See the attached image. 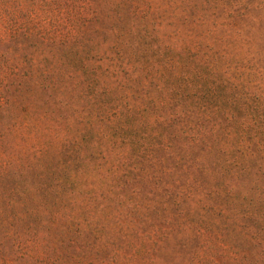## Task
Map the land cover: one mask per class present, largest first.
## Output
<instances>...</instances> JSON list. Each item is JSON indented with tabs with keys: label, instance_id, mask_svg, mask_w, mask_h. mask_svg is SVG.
Masks as SVG:
<instances>
[{
	"label": "rangeland",
	"instance_id": "rangeland-1",
	"mask_svg": "<svg viewBox=\"0 0 264 264\" xmlns=\"http://www.w3.org/2000/svg\"><path fill=\"white\" fill-rule=\"evenodd\" d=\"M40 1L0 3L33 9ZM82 2L92 21L83 35L96 42L114 13L106 1ZM140 8L141 27L129 28L122 57L104 47L85 58L111 72L130 116L125 128L146 145L135 149L133 134L105 121L87 134L83 125L100 115L90 113V88L57 114L35 92L19 101L12 114L27 110L28 122L1 148L29 162L35 179L41 173L54 212L40 240L30 228L38 225L19 223L16 257L2 250L0 264H264L255 223L229 212L226 192L217 196L224 186L264 183V0H142ZM197 164L211 177H199Z\"/></svg>",
	"mask_w": 264,
	"mask_h": 264
},
{
	"label": "trees",
	"instance_id": "trees-1",
	"mask_svg": "<svg viewBox=\"0 0 264 264\" xmlns=\"http://www.w3.org/2000/svg\"><path fill=\"white\" fill-rule=\"evenodd\" d=\"M82 1L87 2V0H41L40 5L33 9L0 3V252L3 250L5 256L7 255L5 258L11 262L14 260L13 257H16L14 247L18 236V224L22 223V227L28 223L38 225L37 229L34 225L30 228L40 240L43 238L40 234L44 223L51 222V213L54 212L49 206L52 202L43 201L47 189L38 185V176H41V173L35 179L29 162L19 160L20 157L17 156L8 157L9 153L4 149L5 143L15 136L16 130L25 127L28 122L27 110L21 112L18 117L12 114L13 107L19 105V101L29 98L30 94L35 92L39 99L49 98L57 114L64 110V102L71 103L73 100L76 104V98L84 99L87 96V88H90L93 98L90 100V113L95 109L100 115L98 114V119L95 120L98 125L91 120L88 124L83 123V129L86 128L87 134L93 136L100 126L103 129L105 121L107 126L115 127L116 131L125 133L126 136L133 134L137 138L135 149L140 145H146L143 142V135L139 133L136 136L131 131L132 126L125 128L130 116L121 105V94L115 92L117 85L110 80L111 72L109 74L97 72L98 70L92 67V60L85 58L92 57V53L97 54V51L104 47L110 52L117 49L119 52L116 54L120 57L124 55L129 28L141 27L142 0H100V3L106 1V8L113 11L115 21L100 34L101 39L96 42L83 35V25L90 18V14H85L81 10ZM87 21L92 22L89 19ZM32 54L41 58L32 61L29 57ZM45 54H49L51 60L46 59ZM61 68L66 72L61 73ZM39 107H42L41 111L47 115L43 105L40 104ZM86 113L88 114V111ZM85 117L77 116L83 122ZM89 140L86 137L84 140L80 138L76 145L78 148L81 146L79 154L83 149H87L85 143ZM188 141L191 144L195 142ZM128 143L133 142L129 140ZM168 146H171V143ZM144 148L143 146L142 149ZM178 154L180 159L181 155ZM187 157L186 154L184 161ZM202 165H196L198 171L196 169L195 173L199 177L209 176L205 173L208 168ZM202 168L205 170L202 171ZM208 173L212 174L213 170ZM48 174L53 177L52 173ZM146 175L148 177V173ZM11 176L13 180L9 179ZM181 181L182 178L176 184ZM212 187L214 189L216 185ZM231 188L224 186L217 196L222 195L221 192H226L228 196L226 206L229 212L241 213L244 222H254L257 232L254 231L253 235L264 238V183L257 182L250 190ZM15 192L20 193L18 210H15L13 203ZM29 252L30 249H26V255ZM29 259L41 262L36 254ZM41 264H57V260L50 258L49 262L45 260Z\"/></svg>",
	"mask_w": 264,
	"mask_h": 264
}]
</instances>
